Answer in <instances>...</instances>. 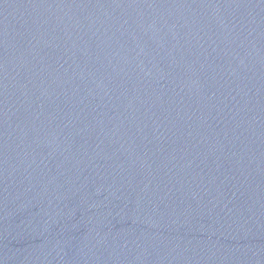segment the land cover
<instances>
[{
	"label": "water",
	"instance_id": "95a60500",
	"mask_svg": "<svg viewBox=\"0 0 264 264\" xmlns=\"http://www.w3.org/2000/svg\"><path fill=\"white\" fill-rule=\"evenodd\" d=\"M0 264H264V0H0Z\"/></svg>",
	"mask_w": 264,
	"mask_h": 264
}]
</instances>
